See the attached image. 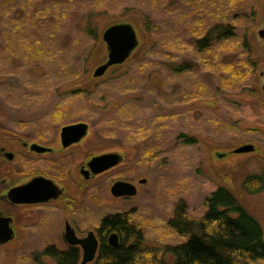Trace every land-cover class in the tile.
Returning a JSON list of instances; mask_svg holds the SVG:
<instances>
[{
  "label": "rangeland",
  "instance_id": "obj_1",
  "mask_svg": "<svg viewBox=\"0 0 264 264\" xmlns=\"http://www.w3.org/2000/svg\"><path fill=\"white\" fill-rule=\"evenodd\" d=\"M71 1L77 14L62 18L57 30L48 19L37 24L33 15L36 36L44 37L49 26L46 51L39 45V52L34 47L31 54L27 40L23 47L28 52L21 53L16 41L5 45L0 30V112L5 123L26 124L28 117L49 125L82 120L92 126V136L97 134L92 140L129 146L139 162L131 164L129 176L146 179L129 200V218L147 244L184 241L168 224L176 204L183 202L188 217L196 218L218 185L230 188L264 230V192L249 196L239 187L246 174L264 165V38L258 35L264 28V0H247L241 19L232 21L233 35L203 49L191 38L205 31L211 18L224 19L221 0L217 9L209 0L200 2L210 13L202 11L194 21L187 0H173L177 5L170 0ZM144 14L154 21L150 32L140 25ZM88 15L97 19L100 33L129 23L137 36L127 59L100 76L94 71L107 61L108 50L102 38L91 40L82 32ZM52 36L57 45L51 44ZM8 48H17L29 60L25 71H11ZM51 50L61 52L53 57ZM44 51L36 64L33 59ZM173 60L175 66L190 67L174 71ZM247 144L252 151L232 152Z\"/></svg>",
  "mask_w": 264,
  "mask_h": 264
},
{
  "label": "flooded vegetation",
  "instance_id": "obj_2",
  "mask_svg": "<svg viewBox=\"0 0 264 264\" xmlns=\"http://www.w3.org/2000/svg\"><path fill=\"white\" fill-rule=\"evenodd\" d=\"M2 116L0 112V264L65 259L79 264L83 248L73 242L91 237L97 244L93 262L102 244L111 246V234L119 243V233L105 221L120 214L130 219L129 200L146 183L129 176L138 159L129 146L92 140L97 134L92 136L87 122L84 135L64 144L62 128L82 120L49 125L28 117L26 124H6ZM113 153L119 156L115 165L93 171L94 158ZM119 181L134 185L135 194H112Z\"/></svg>",
  "mask_w": 264,
  "mask_h": 264
},
{
  "label": "trees",
  "instance_id": "obj_3",
  "mask_svg": "<svg viewBox=\"0 0 264 264\" xmlns=\"http://www.w3.org/2000/svg\"><path fill=\"white\" fill-rule=\"evenodd\" d=\"M40 1L17 0L15 3V0H3L2 3L5 4L0 8V30L2 33L4 32L1 35L5 38V42L7 40L6 46L11 44L10 42L16 41L19 43L17 44L19 47L22 46L21 51H19L26 53L28 52L27 48L24 49L23 45L29 40L26 44L28 43L29 47L32 48L31 54L35 53L39 45H43L46 51L49 47L47 43V38L50 36L49 26L44 37L36 36L38 32L31 21L33 15L38 19L37 24L40 25L41 19H48L52 23L50 28L54 25L55 30H57V28L62 27V18L75 15L78 11L74 1L71 0H47L44 3ZM187 2L194 10L193 21L197 18L196 14H201L202 11L205 14L210 13L209 9L203 10L200 6V2L207 3L208 0H187ZM209 2L215 5V9L220 3L217 0H209ZM221 2H223L224 13H222V18L224 17V19L215 21L217 19L211 18L210 21L212 22L204 25L205 31L199 32L198 36L191 38L199 49L230 38L236 28L232 21L241 19L240 17L248 5L247 0H221ZM169 3L176 4L173 0H170ZM169 3H162L163 7L166 6V10L169 9ZM140 25L145 32H150L155 27L149 14L143 15ZM98 28L97 19L88 15L84 21L82 32L86 38L97 40L102 38L103 33H100ZM52 38L51 44L57 45L54 36ZM34 47L36 49H33ZM8 49L6 58L8 63L11 61L10 66L14 67L11 68V71L16 70L17 73L20 70L25 71L24 68L29 60L25 59L19 51H16L17 48ZM36 51L39 52V48ZM45 51L43 56L38 54L33 59L36 64L43 60ZM60 52L59 50H51L48 53H51L53 57L57 54V57ZM16 58L20 61H14ZM170 64L175 66L174 60ZM248 66L245 63L243 67L248 68ZM186 67L185 64L177 65L173 69L177 72L184 71L190 66ZM12 88L15 86L11 84L10 89ZM239 187L243 193L249 196L263 193L264 165L258 171L246 174L240 180ZM203 205V212L196 218H190L187 215L188 211L185 204L183 202L176 204L168 224L179 236L186 239L171 246L159 245L155 247L147 244L140 227L123 214L109 217L105 224L119 233V243L114 247L102 244L95 260L90 264H264V230L262 224L248 211L230 188L225 185H218L206 196ZM167 254L171 256L170 260L165 257ZM74 263L75 261L68 259L55 262V264Z\"/></svg>",
  "mask_w": 264,
  "mask_h": 264
},
{
  "label": "water",
  "instance_id": "obj_4",
  "mask_svg": "<svg viewBox=\"0 0 264 264\" xmlns=\"http://www.w3.org/2000/svg\"><path fill=\"white\" fill-rule=\"evenodd\" d=\"M258 35L264 38V28L258 31ZM102 39L107 45L108 57L107 61L98 66L94 71V76L104 74L109 66L121 64L130 55L131 51L137 45V36L135 29L129 23H119L108 26L102 33ZM264 92V84L262 86ZM88 124L85 122H78L69 124L62 128L61 139L64 144L79 139L87 131ZM253 150L251 144L242 145L233 149V153H246ZM119 161V156L116 153L104 154L94 158L90 165L94 172H101L111 165H115ZM112 194L118 195H134V185L127 182H115L111 188ZM78 242L83 248V257L79 264H87L91 262L96 253V240L94 237L86 239H78L73 243ZM109 244L116 246L118 239L116 234L109 236Z\"/></svg>",
  "mask_w": 264,
  "mask_h": 264
}]
</instances>
